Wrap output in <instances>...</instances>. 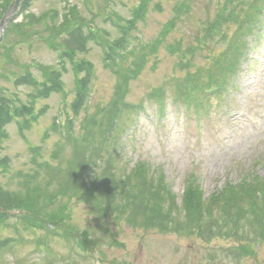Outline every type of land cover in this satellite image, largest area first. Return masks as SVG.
Masks as SVG:
<instances>
[{
    "label": "rangeland",
    "instance_id": "374dc122",
    "mask_svg": "<svg viewBox=\"0 0 264 264\" xmlns=\"http://www.w3.org/2000/svg\"><path fill=\"white\" fill-rule=\"evenodd\" d=\"M84 1L30 0L28 11L38 17L57 10L60 12L58 22L62 23L63 14L76 5L78 15L91 27L101 29L110 41L108 44H112L124 32L116 26L118 19L133 20V12L141 3V0L106 3L89 0L88 6L97 16L90 18ZM258 2L262 7V0ZM224 5L225 0H152L146 18L137 19L125 46L132 49L139 45H159L151 46L150 51H156L157 56L150 57L142 75L130 85L126 100L137 110L127 113L131 121L123 115L117 124V154L112 162L102 149L101 130L92 125V120L99 119L101 128L113 127V116L108 111L113 99L118 98L117 79L113 68L105 64L103 48L90 43L80 59L89 61L94 73L89 91L84 100L80 98L82 102L78 107H74L75 76L67 65L63 72L64 93H54L37 102L33 117L21 119L23 135L19 120L14 119L6 126L8 139L0 148V157L9 159L10 166L8 171L1 173L0 183L8 197L33 200L34 207L31 205L24 210L34 212L40 200L36 188L42 187L50 193L58 184L52 183L57 180L50 175L52 167L63 178L70 167L84 168L85 164L94 167L101 177L105 168L116 171L118 179L131 175L139 164H147L149 172L164 176L178 204L191 183L199 187L205 200H209L227 185L250 181L255 176L264 178V125L249 131L250 139L238 144L234 152L210 153L195 147L206 140L218 141L222 132L240 121L241 115H259L264 111V18L254 34L246 39L245 59L230 83L228 94L218 98L211 90L191 92L186 79L187 74L213 70L215 57L229 50L226 40L235 36L236 28L220 27L217 32L210 31ZM237 13L244 16L241 10ZM27 14H22L7 27L12 34L6 37V31L1 47L6 44L10 48L0 47V88L8 97L17 94L24 103L33 89L16 88L14 79L25 75L27 70L42 79L35 71L36 65L59 63L58 52L45 43L47 33L36 37L28 31L24 36L20 33L22 28L14 30L13 23L22 24ZM171 20L175 21L174 30L164 35ZM168 46L180 52L171 53ZM124 53L128 65L139 57L136 52ZM219 61L224 58L220 56ZM178 87L182 88L181 92H177ZM156 91L163 92L164 104L158 102L160 96H156ZM145 117L151 118V128L145 126ZM166 117L182 122V130L193 147L178 148L167 153L162 161L149 160L143 151L144 141L153 136L167 137L171 126L163 123ZM52 201L57 208L62 202ZM66 206L65 215L69 218L55 226L59 231L57 235L52 228H31L20 221L26 215L24 211L14 213L0 236L5 239L21 236L23 239L14 246V255L9 251L0 252V264H100L96 256L100 257L101 264H264V242L261 240L250 245L220 239L206 243L196 233L163 234L158 230L133 228L123 220L101 219L90 204L77 198L68 201ZM241 246L249 251L239 248Z\"/></svg>",
    "mask_w": 264,
    "mask_h": 264
},
{
    "label": "trees",
    "instance_id": "16d2710c",
    "mask_svg": "<svg viewBox=\"0 0 264 264\" xmlns=\"http://www.w3.org/2000/svg\"><path fill=\"white\" fill-rule=\"evenodd\" d=\"M13 1L0 0V19ZM112 1L114 0H103L102 2ZM151 2L152 0H141L140 6L133 12V20L126 22L119 18L116 26L119 25L120 31L124 29L122 37L108 44L110 41L106 40L105 33L101 29L91 27L78 15L76 5L70 7L69 13L63 14V21L59 23L60 12L57 10L37 17L28 11L30 0L25 1L22 14L26 12L28 14L23 17L22 24L13 23L14 30L22 28L20 33L24 36H27L28 31H32L36 37L41 33H47L48 35L44 38L45 43L53 51L58 52L59 63L52 66L36 65L35 71L42 79L29 70L25 75L20 74L14 79L16 88L25 86L33 89L27 95V103L22 102L17 94L14 97L6 96L3 88H0V148L8 139L6 132L8 124L14 119L19 120L18 125L23 135L24 127L21 119L26 116L33 117L37 102L48 99L54 93H64L63 72L67 70V65L71 66L75 76L74 107L81 104L80 98L85 99L94 71L91 63L80 57L85 55L89 44L93 42L103 48L105 64L108 68H113L112 72L117 79L115 90L118 92V98L113 99L108 111V114L113 116V127L111 129L106 126L101 128L98 126L99 119L92 120V125L101 130L104 139L102 149H105L108 160L112 162L117 154L115 151L118 145V139L115 140L117 124L123 115L126 116L127 113L137 110L136 106H130L126 100L130 93V85L142 75L150 57L157 56V52H151L150 48L159 44L139 45L132 49L125 46L137 19L146 18ZM261 3L262 7L258 0H225V5L220 9L218 21L212 24L210 31L217 32L220 27L221 29L227 27V30L232 27L236 28L235 36L226 40L230 52L226 49L224 50L226 52L228 50L226 54L222 51L215 57L217 59L213 61V70H199L198 74H187L186 79L192 88L191 92L202 93L211 90V93H215L218 98L228 94L230 83L245 59L246 39L254 34L264 18V0ZM88 4L89 0H85L84 5L90 18H97ZM239 10L244 13L243 17L237 13ZM102 16L101 14L100 17ZM173 22L175 21L171 20L167 30L163 32L164 35L174 30ZM10 30L7 31L6 37L12 34ZM16 40L18 42V39ZM8 48L10 47L6 44L1 47L5 50ZM134 49L136 51H133ZM167 49L172 51L171 53L180 52L179 49L173 50V46H168ZM128 51L136 52L139 56L129 65L124 53ZM220 56L224 58V61H219ZM202 73L205 75H200ZM181 91L182 88L178 87L177 92ZM155 94L160 96L158 102L164 104L163 92L156 91ZM99 111L101 112V109ZM131 119V117L126 118L129 121ZM124 123L125 121H122V124ZM111 148L114 150L111 151ZM9 166L10 160L0 157V178L2 172L9 170ZM54 170L53 167L50 169V175L57 180L52 183L58 184L50 193L42 187L36 188L40 193V200L37 209H33L34 212L24 210L29 209L31 205H33L32 208L34 207L33 200L31 202L21 197H8L0 183V234L14 218V213L24 211L26 215L20 221L26 222L31 228H52L54 235H57L59 231L55 226L69 218L65 215L68 201L77 198L90 204L92 210L101 219L110 218L113 221L115 219L114 222L123 220L136 229L158 230L163 234L196 233L197 237L206 243L215 239L232 240L241 245L256 244L255 240L264 242V178L262 177L255 176L250 181L247 179L236 185H227L209 200H205L199 187L191 183L178 204V199L165 184L164 176L152 170L149 172L148 165L144 163L139 164L131 175L128 174L124 179H118L117 172L110 171L109 168L104 169V173L108 174L102 173L100 174L102 177L98 176V172L90 164H85L84 168L79 165L77 169L75 166L70 167L63 178L58 176ZM58 199L62 202L57 208L52 204V200ZM14 227L16 228L15 224ZM246 228H250V231ZM252 235H254L253 238H251ZM21 239H23L21 236L11 239L0 236V252L9 251L14 255V246ZM239 248L249 251L244 246ZM67 259L72 262V259Z\"/></svg>",
    "mask_w": 264,
    "mask_h": 264
},
{
    "label": "clouds",
    "instance_id": "9594fccd",
    "mask_svg": "<svg viewBox=\"0 0 264 264\" xmlns=\"http://www.w3.org/2000/svg\"><path fill=\"white\" fill-rule=\"evenodd\" d=\"M235 118L234 116L233 119ZM163 123L171 126L166 138L153 136L144 141L143 151L149 160L162 161L167 153L175 152L178 148L183 150L186 146L193 147L191 139L187 138L182 130L181 121L166 117ZM260 125H264V111H261L259 115L255 113L247 117L241 115L240 121L227 132H222L218 141L209 142L206 140L202 145L195 147L210 153L220 150L234 152L238 144L245 143L250 139L249 131H255ZM145 126L148 128L153 126L150 117H145Z\"/></svg>",
    "mask_w": 264,
    "mask_h": 264
},
{
    "label": "water",
    "instance_id": "95a60500",
    "mask_svg": "<svg viewBox=\"0 0 264 264\" xmlns=\"http://www.w3.org/2000/svg\"><path fill=\"white\" fill-rule=\"evenodd\" d=\"M24 0H15L12 5L5 12L3 18L0 21V47L4 41V35L9 24L16 20L20 13L21 6Z\"/></svg>",
    "mask_w": 264,
    "mask_h": 264
}]
</instances>
